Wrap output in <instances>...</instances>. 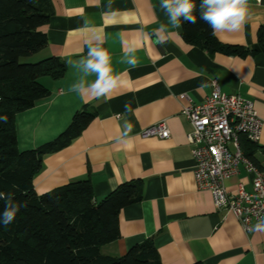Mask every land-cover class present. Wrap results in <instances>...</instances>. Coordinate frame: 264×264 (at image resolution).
I'll list each match as a JSON object with an SVG mask.
<instances>
[{"label": "crops", "instance_id": "1", "mask_svg": "<svg viewBox=\"0 0 264 264\" xmlns=\"http://www.w3.org/2000/svg\"><path fill=\"white\" fill-rule=\"evenodd\" d=\"M248 3L250 19L242 30L216 38L253 47V55L209 53L185 42L181 27L169 26L161 45L153 35L160 24H168L160 0H50V16L41 28L47 45L38 56L60 57L66 71L57 79L43 77L49 95L16 114L17 146L36 148L62 133L76 111L94 113L68 144L42 157L33 189L43 194L87 178L98 202L120 183H137L142 199L120 210V236L102 244L101 254L119 257L151 237L160 264H264V231L246 233L231 212L215 208L209 190L196 186L186 138L190 126L181 113L182 106L201 103L216 80L223 93L252 101L262 120L261 135L254 144L242 139V150L262 158L264 47L257 42V30L264 25V0ZM101 41L120 83L110 99L82 98L69 91L79 76L74 62L87 56L89 42L95 46ZM132 47L135 68L122 62ZM125 104L133 111L126 112ZM125 120L133 125L128 137L121 136ZM159 121H165L168 138L141 135ZM251 181L252 174L240 163L225 186L233 192L241 183L250 191ZM257 222L251 220V228Z\"/></svg>", "mask_w": 264, "mask_h": 264}, {"label": "trees", "instance_id": "2", "mask_svg": "<svg viewBox=\"0 0 264 264\" xmlns=\"http://www.w3.org/2000/svg\"><path fill=\"white\" fill-rule=\"evenodd\" d=\"M201 2L194 0L195 23L181 20L185 42L209 53H255L253 47L218 41L210 25L200 18ZM49 16L50 0H0V116L8 117L7 123L0 122V193H12L16 203L26 205L8 226L0 224V264H160L151 237L119 257L100 253L102 244L120 236V210L142 199L137 183H120L98 202L93 200L87 178L43 194L33 189L42 157L68 144L94 119L93 112L78 110L53 140L33 149H18L16 114L49 95L50 89L41 82L43 77L57 79L66 71L60 57L38 56L47 45L41 28ZM257 42L264 47V25L257 30ZM243 153L264 176V149L261 159ZM5 202L0 199V212Z\"/></svg>", "mask_w": 264, "mask_h": 264}, {"label": "built area", "instance_id": "3", "mask_svg": "<svg viewBox=\"0 0 264 264\" xmlns=\"http://www.w3.org/2000/svg\"><path fill=\"white\" fill-rule=\"evenodd\" d=\"M181 113L190 129L186 135L193 159L192 173L196 186L210 191L216 209L231 212L242 229H251V220L264 217V176L244 156L241 137L258 143L262 120L252 101L239 94L223 93L216 80L211 81V91L199 104L182 106ZM143 137L166 139L170 131L165 121H159L141 132ZM243 163L252 174L251 190L241 183L230 192L225 180L234 176Z\"/></svg>", "mask_w": 264, "mask_h": 264}, {"label": "clouds", "instance_id": "4", "mask_svg": "<svg viewBox=\"0 0 264 264\" xmlns=\"http://www.w3.org/2000/svg\"><path fill=\"white\" fill-rule=\"evenodd\" d=\"M194 0H160V8L168 17V24H160L155 29V35L159 43H166V35L169 26L173 29L181 27V20L195 23L197 17L193 14L195 10ZM115 15V13H112ZM200 18L207 22L212 28V35L220 33H234L242 30L245 23L250 19L248 0H202L200 4ZM102 41L95 46L89 42L87 56L81 57L74 62V67L79 73L78 79L70 85L69 91L75 92L82 98L91 97L99 99L111 98V93L120 83V76L114 73L111 57L108 51L101 46ZM135 47L124 53V60L131 68L137 66V59L134 56ZM94 77V79H90ZM125 111H133L130 104H125ZM6 115L0 116V122L7 123ZM133 125L125 120L122 137H128ZM0 199L5 200L4 209L0 212V224L8 226L12 223L19 210L26 207L25 204H18L14 201L12 193H0ZM252 231H264V217L250 229Z\"/></svg>", "mask_w": 264, "mask_h": 264}, {"label": "rangeland", "instance_id": "5", "mask_svg": "<svg viewBox=\"0 0 264 264\" xmlns=\"http://www.w3.org/2000/svg\"><path fill=\"white\" fill-rule=\"evenodd\" d=\"M23 59H27V58H23ZM37 59H35V61H36Z\"/></svg>", "mask_w": 264, "mask_h": 264}]
</instances>
